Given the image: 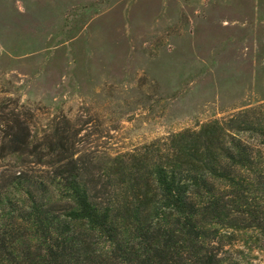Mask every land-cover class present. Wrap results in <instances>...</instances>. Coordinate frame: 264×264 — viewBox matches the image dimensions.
Masks as SVG:
<instances>
[{
	"label": "rangeland",
	"instance_id": "1",
	"mask_svg": "<svg viewBox=\"0 0 264 264\" xmlns=\"http://www.w3.org/2000/svg\"><path fill=\"white\" fill-rule=\"evenodd\" d=\"M260 104L264 0H0V129L74 122L110 190L146 178V146Z\"/></svg>",
	"mask_w": 264,
	"mask_h": 264
},
{
	"label": "trees",
	"instance_id": "2",
	"mask_svg": "<svg viewBox=\"0 0 264 264\" xmlns=\"http://www.w3.org/2000/svg\"><path fill=\"white\" fill-rule=\"evenodd\" d=\"M2 124L0 264H252L246 255L264 253V104L146 146V178L130 172L111 190L89 179L74 122L42 137L19 112Z\"/></svg>",
	"mask_w": 264,
	"mask_h": 264
}]
</instances>
